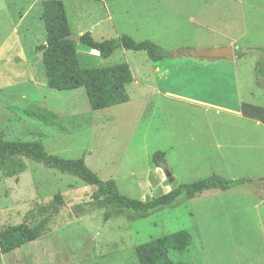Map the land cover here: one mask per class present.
I'll return each instance as SVG.
<instances>
[{"label": "rangeland", "instance_id": "1", "mask_svg": "<svg viewBox=\"0 0 264 264\" xmlns=\"http://www.w3.org/2000/svg\"><path fill=\"white\" fill-rule=\"evenodd\" d=\"M43 1L0 0L5 140L39 141L49 154L82 158L102 181L114 180L122 195L137 200L214 177L254 183L192 200L181 195L146 214L126 211L105 221L93 187L26 160L18 177L0 170V230L42 222L46 231L10 254L0 252V264H138L136 247L179 231L190 233L192 244L170 254L175 262L264 264V125L228 114L241 113L242 104L264 107V0H61L72 34L90 32L96 41L127 35L166 53L153 63L146 52L118 48L101 59L76 43L84 67L126 63L132 72L129 101L97 111L84 89L57 91L46 84L36 50L46 39ZM229 44L235 53L247 52L230 68L169 56ZM27 108L56 119L38 122L23 113ZM159 151L166 159L162 168L152 162Z\"/></svg>", "mask_w": 264, "mask_h": 264}, {"label": "trees", "instance_id": "2", "mask_svg": "<svg viewBox=\"0 0 264 264\" xmlns=\"http://www.w3.org/2000/svg\"><path fill=\"white\" fill-rule=\"evenodd\" d=\"M41 20L45 30V44L36 47L41 61L48 88L57 91L84 89L92 110H102L127 103V87L132 84L133 76L126 63L110 67L86 68L76 51V43L66 40L72 34L64 3L61 0L42 2ZM79 44L98 54L101 59L110 58L116 49L146 52L149 60L157 63L165 59V51L156 43L144 40L135 41L127 35L116 39L96 41L90 32L81 35ZM190 49L178 50L172 58L193 57ZM239 58L247 52L236 53ZM23 113L31 119L45 123L55 120L56 116L45 109L27 108ZM243 117L264 125V107L250 104L241 105ZM26 160H31L61 174L76 177L86 186L93 187L92 200L104 208V220L120 217L126 211L143 215L162 206L171 205L178 197L192 200L197 195L210 190L227 191L252 179L226 180L208 178L190 184H181L166 194L149 199L137 200L122 195L114 180L102 181L85 163L84 159L71 160L59 155L49 154L39 141H8L5 133H0V170L7 178H15L27 170ZM165 154L156 152L152 156L153 165L162 168ZM263 182V181H260ZM60 201V200H59ZM62 202V201H61ZM264 205V202H263ZM44 223L10 225L0 230V252L10 254L23 246L43 237ZM192 244V236L187 231H179L139 245L135 249L138 264H187L171 259L172 252L182 253Z\"/></svg>", "mask_w": 264, "mask_h": 264}, {"label": "water", "instance_id": "3", "mask_svg": "<svg viewBox=\"0 0 264 264\" xmlns=\"http://www.w3.org/2000/svg\"><path fill=\"white\" fill-rule=\"evenodd\" d=\"M81 35L71 34L65 37L66 40L73 41L75 43H79ZM194 56L198 59H225L232 61L234 59L233 48L230 46L220 47V48H212L209 50H198L193 52ZM166 178L169 183H173L174 180L171 177L170 173H166Z\"/></svg>", "mask_w": 264, "mask_h": 264}, {"label": "crops", "instance_id": "4", "mask_svg": "<svg viewBox=\"0 0 264 264\" xmlns=\"http://www.w3.org/2000/svg\"><path fill=\"white\" fill-rule=\"evenodd\" d=\"M230 47L233 48V46L231 44H229ZM223 47H226V46H223ZM220 48V47H219ZM235 48H233V53H234V59L232 61H229V60H225V59H199L200 61H196L197 64H200V65H208V66H212V67H217V64H222L223 66H226V67H229L232 66L234 63H235V60L236 59H239L238 55L234 52ZM189 59L191 58H196L195 56L193 57H187ZM198 59V58H196ZM201 60H204V63L202 64L203 61ZM224 64H227V65H224ZM158 69V68H157ZM160 72V71H159ZM159 90H157L156 92H158ZM160 95L162 94L161 91L158 92ZM228 114H230L233 118V116L238 119V120H242L244 119L245 117L242 116V114L240 112H238V110H235V111H228ZM241 114V115H240ZM248 119V118H246ZM251 120V119H250ZM254 121V120H253ZM256 123H259L256 121ZM169 191V190H168Z\"/></svg>", "mask_w": 264, "mask_h": 264}]
</instances>
